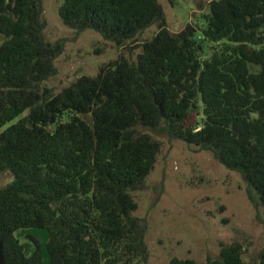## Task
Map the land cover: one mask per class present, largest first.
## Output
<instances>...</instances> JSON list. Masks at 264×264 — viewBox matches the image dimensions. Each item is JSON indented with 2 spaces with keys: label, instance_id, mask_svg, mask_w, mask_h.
Here are the masks:
<instances>
[{
  "label": "trees",
  "instance_id": "1",
  "mask_svg": "<svg viewBox=\"0 0 264 264\" xmlns=\"http://www.w3.org/2000/svg\"><path fill=\"white\" fill-rule=\"evenodd\" d=\"M59 15L118 46L158 30L136 59L55 92L64 44L46 38L42 0H0V129L25 113L0 131V170L14 176L0 188V264H44L38 240L17 237L24 229L47 231L50 264H148L135 193L161 150L154 132L211 151L264 207V0H211L201 29L177 33L160 0H63ZM243 252L223 243L204 264H250Z\"/></svg>",
  "mask_w": 264,
  "mask_h": 264
},
{
  "label": "rangeland",
  "instance_id": "2",
  "mask_svg": "<svg viewBox=\"0 0 264 264\" xmlns=\"http://www.w3.org/2000/svg\"><path fill=\"white\" fill-rule=\"evenodd\" d=\"M210 1L160 0L173 33L181 31L187 23L201 29ZM62 2L42 0L45 36L49 41L64 44L63 52L55 61L57 72L47 81L55 92L81 75L98 74L103 64L120 55L136 59L142 43L158 30L152 25L134 42L118 46L95 30L77 31L65 25L59 15ZM201 119V113L195 114L192 122ZM154 135L161 141V150L145 187L135 193L138 202L135 214L148 224V264H164L174 257L191 258L204 264L209 258L219 256L223 243L232 242L242 243L244 259L256 264L264 252V207H255L251 202L241 174L228 169L209 150L198 149L163 132H154ZM13 178L10 171L0 170V188ZM16 235L33 249L36 245L31 237L36 238L44 251V264H50L46 230L24 229Z\"/></svg>",
  "mask_w": 264,
  "mask_h": 264
}]
</instances>
